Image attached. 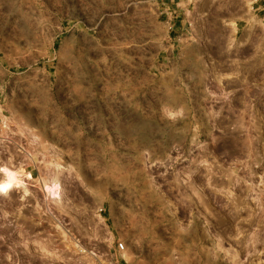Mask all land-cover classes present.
Returning <instances> with one entry per match:
<instances>
[{
	"label": "rangeland",
	"instance_id": "obj_1",
	"mask_svg": "<svg viewBox=\"0 0 264 264\" xmlns=\"http://www.w3.org/2000/svg\"><path fill=\"white\" fill-rule=\"evenodd\" d=\"M0 63V264H264V0H0Z\"/></svg>",
	"mask_w": 264,
	"mask_h": 264
},
{
	"label": "built area",
	"instance_id": "obj_2",
	"mask_svg": "<svg viewBox=\"0 0 264 264\" xmlns=\"http://www.w3.org/2000/svg\"><path fill=\"white\" fill-rule=\"evenodd\" d=\"M118 248H119L120 250L123 248L122 243H119V244H118Z\"/></svg>",
	"mask_w": 264,
	"mask_h": 264
},
{
	"label": "crops",
	"instance_id": "obj_3",
	"mask_svg": "<svg viewBox=\"0 0 264 264\" xmlns=\"http://www.w3.org/2000/svg\"><path fill=\"white\" fill-rule=\"evenodd\" d=\"M172 1V0H171ZM172 25L174 26L176 21L171 20Z\"/></svg>",
	"mask_w": 264,
	"mask_h": 264
},
{
	"label": "bare ground",
	"instance_id": "obj_4",
	"mask_svg": "<svg viewBox=\"0 0 264 264\" xmlns=\"http://www.w3.org/2000/svg\"><path fill=\"white\" fill-rule=\"evenodd\" d=\"M1 64V63H0ZM2 65H3V63H2ZM5 70V69H4ZM1 72V71H0ZM7 76V75H6Z\"/></svg>",
	"mask_w": 264,
	"mask_h": 264
}]
</instances>
